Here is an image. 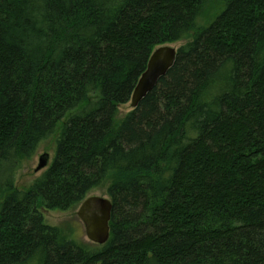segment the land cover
Wrapping results in <instances>:
<instances>
[{"label":"trees","instance_id":"16d2710c","mask_svg":"<svg viewBox=\"0 0 264 264\" xmlns=\"http://www.w3.org/2000/svg\"><path fill=\"white\" fill-rule=\"evenodd\" d=\"M183 40L122 114L153 51ZM96 188L105 244L46 223ZM0 264H264V0H0Z\"/></svg>","mask_w":264,"mask_h":264},{"label":"water","instance_id":"95a60500","mask_svg":"<svg viewBox=\"0 0 264 264\" xmlns=\"http://www.w3.org/2000/svg\"><path fill=\"white\" fill-rule=\"evenodd\" d=\"M178 48L169 44L157 47L148 62L146 71L140 77L132 94L131 106L138 107L140 102L158 84L161 77L165 76L174 66ZM50 154L40 156L36 172L48 166ZM113 204L110 198L98 195L87 197L80 205L78 216L85 224L88 238L98 244H105L110 238V221Z\"/></svg>","mask_w":264,"mask_h":264},{"label":"rangeland","instance_id":"374dc122","mask_svg":"<svg viewBox=\"0 0 264 264\" xmlns=\"http://www.w3.org/2000/svg\"><path fill=\"white\" fill-rule=\"evenodd\" d=\"M185 42L186 41L183 40V41H179L175 43H170L169 45L175 48H179ZM120 109H121L122 114L127 113L128 111L132 109L131 102L129 101L128 103L122 105ZM44 153L50 154V160L47 166L49 167V165L51 164L55 156V138L54 137L44 140L39 145V148L36 154L32 158L24 160L22 162L15 176L16 178L15 185L18 188L28 187L34 181V179L40 176L43 173V171L47 169V167H45L44 169L38 172L35 171V169L37 168L39 164L40 156L43 155ZM94 195L109 198L108 194L106 193V190L103 188L93 189L89 193L88 197L94 196ZM79 207L75 209H70V210H49V209L43 208L41 209V211L43 213L46 223L52 226L62 227L65 233L69 235L76 242L89 245V246L100 245V244L92 242L88 238L86 229H85V224L77 214Z\"/></svg>","mask_w":264,"mask_h":264},{"label":"bare ground","instance_id":"6f19581e","mask_svg":"<svg viewBox=\"0 0 264 264\" xmlns=\"http://www.w3.org/2000/svg\"><path fill=\"white\" fill-rule=\"evenodd\" d=\"M148 67V66H147ZM132 98V97H131ZM130 102H131V100H130ZM98 244V243H97ZM100 245H103V244H100Z\"/></svg>","mask_w":264,"mask_h":264}]
</instances>
